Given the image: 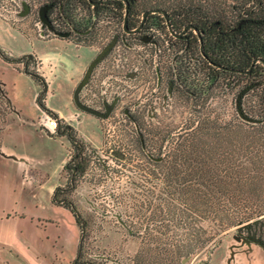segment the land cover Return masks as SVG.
<instances>
[{
    "label": "rangeland",
    "instance_id": "obj_1",
    "mask_svg": "<svg viewBox=\"0 0 264 264\" xmlns=\"http://www.w3.org/2000/svg\"><path fill=\"white\" fill-rule=\"evenodd\" d=\"M29 1L21 14L19 0H0V20L39 37L34 21L45 2ZM188 1L221 7L225 13L231 2L134 0L133 19L149 6L169 14ZM74 13L88 23V7L76 6ZM121 19V12L100 14L86 34L97 53L112 45L90 71L93 79L89 74L76 91L82 104L94 92L100 98L89 107L101 112L108 107L105 116L87 117L82 139L86 151H94L66 196L85 222L76 264H203L232 235L250 236L264 245V116L256 104L263 101L261 89L245 96V115L236 100L238 86L227 77L206 78L196 55L191 69L182 68L176 57L174 70L164 40L158 58L153 51L142 55L143 44L132 34L131 46L125 47ZM176 26L182 28L177 21ZM72 33L68 40L81 37ZM8 40L0 28L1 44ZM24 78L0 59L2 82ZM2 100L0 114L8 108ZM69 176L61 169L59 185L65 187ZM54 179L53 174L48 180ZM35 192L26 195L25 216L16 221L21 243L6 248L8 259L11 264H75L78 226L69 211L49 204L45 186ZM218 252L207 264H215Z\"/></svg>",
    "mask_w": 264,
    "mask_h": 264
},
{
    "label": "crops",
    "instance_id": "obj_2",
    "mask_svg": "<svg viewBox=\"0 0 264 264\" xmlns=\"http://www.w3.org/2000/svg\"><path fill=\"white\" fill-rule=\"evenodd\" d=\"M0 28L9 39L5 45L0 42L2 49L17 58L33 56L35 70L45 82L44 107L54 112L65 125L71 126L81 138L86 137L85 122L91 113L77 107L73 96L97 54L95 47L75 45L66 36L23 34L1 20ZM57 44L64 47L60 49ZM1 61L17 75L25 77V80L15 79L10 83L0 80L1 96L8 105L0 114V264H11L7 255L11 251L6 248H10V244L16 248L21 243L16 221L25 216L26 195H34L36 190L45 186L49 204L54 205L50 197L59 185L60 171L67 161L70 146L64 134L52 135L39 124V117L47 112L36 103V97L43 89L41 85L21 70L22 62ZM30 101L34 110L28 105ZM53 174L55 179L48 180ZM231 240H222L203 264L210 262L216 250L219 252L215 264H264V247L258 241L242 236L236 239L234 235Z\"/></svg>",
    "mask_w": 264,
    "mask_h": 264
},
{
    "label": "trees",
    "instance_id": "obj_3",
    "mask_svg": "<svg viewBox=\"0 0 264 264\" xmlns=\"http://www.w3.org/2000/svg\"><path fill=\"white\" fill-rule=\"evenodd\" d=\"M91 1L94 0H44L43 2L52 3L57 9V14L55 15L59 21H67L68 25L73 26L75 31L78 30L81 34L87 36L86 34L91 31L89 27L92 22L95 21L96 16L107 14L109 11H114L116 15L119 12L118 4L114 0H106L104 5L96 7H90ZM229 1L231 2L227 4L230 8L228 13H225V10H222L221 7L217 8V6L213 8V6L209 7L208 5L200 6V4H196L192 1H188V3L181 2L178 8L175 9L176 12L167 13V20L170 23L177 21L182 24V27L190 24L196 29L204 31V33L200 35V43L203 44L202 51L197 45L189 50H183L184 47L181 45L180 50L182 51H179V56L177 54V57L180 58L179 62L182 68H189L191 66V56L194 54L197 58L195 57L193 59L197 60L196 64H200V73L204 74L206 78L209 76H222L224 79L227 77L226 80H231L230 83H232V86H238L236 93L237 104L240 106V110L246 115L247 112L241 105L245 96L256 93L259 88L264 94V66L260 60L264 59V0ZM76 6L88 7L87 24H84L82 20L80 21L74 17V9ZM153 20L155 21L154 18ZM240 21L242 22L238 25ZM43 27L45 28L46 26ZM63 31L51 26V33ZM204 54L210 58L215 66H221L233 73L225 71L221 75L218 70H215V68H209L210 70L207 68V70H205L202 60ZM0 57L11 63L22 62L21 70L30 75L34 81L39 83L43 88L36 97V103L41 109H46L42 102L45 82L44 78L35 70V60L33 56L30 55L29 59L27 56L19 58L13 57L0 47ZM252 59L257 62L254 64V67L250 66L252 64ZM177 68L178 65L175 69L177 70ZM249 69H252L250 70L251 74L247 73ZM190 73H188V75ZM256 104L260 107L257 111L261 112L264 116V98L263 101L260 100V102H257ZM46 111L50 116L57 119V128L52 135L61 132L65 135L70 146V155H68L67 161L62 167V169L70 172L68 183L65 187L60 185L55 187L52 196L50 197V202L54 205L68 209L71 212L70 214L72 215L75 224L78 226L79 240L76 246L74 260V263L76 264L80 257V246L82 245V232L85 229V222L79 214L75 204L66 196L72 189L76 176L84 173L89 162V157L92 156L94 149L90 148L86 151V147H88L87 144L75 133L74 129L69 125H65L61 119L57 118L54 112L49 109H46ZM248 237L249 239L254 240L253 237ZM255 241L259 242V240L256 239Z\"/></svg>",
    "mask_w": 264,
    "mask_h": 264
},
{
    "label": "flooded vegetation",
    "instance_id": "obj_4",
    "mask_svg": "<svg viewBox=\"0 0 264 264\" xmlns=\"http://www.w3.org/2000/svg\"><path fill=\"white\" fill-rule=\"evenodd\" d=\"M114 1H116L118 4V11L122 12L121 13L122 14V19H121L122 24H121L120 32H122L121 36H122V41L125 42L124 43L125 47L129 48L131 46L132 42L130 41V38L132 34L134 36H137L138 40L143 44L144 50H143L142 55L147 56L149 54L151 56V52L153 51L152 54L154 55V58H155L158 55L157 53L160 52L161 47L164 45L162 44V40H164L166 47H169V49H171L170 51L171 63L174 62L175 67L177 66L176 57L179 51L178 47L180 43L184 47L183 50L193 49L197 45L198 48L202 51L203 44L200 43V40H201L200 35H202L204 31H200L199 29H196L190 24L185 25L182 28H178L176 26L175 21L174 23H170L167 20L168 15H167L166 10L162 8H157V7L149 6L148 8L142 11L141 17L136 21L133 19L134 0H114ZM105 2L106 0H94V1H91L90 7H96L99 5L102 6L104 5ZM126 3L128 6V16H126V26L128 28V31L123 29V16L125 15V4ZM50 4L51 6L47 9V17L49 21L51 20L52 15L55 12H57V9L52 5V3ZM22 5L28 6L27 4H22ZM154 9H160V10H163V12L162 11H152ZM23 10H24V7H23ZM146 10H147V13L143 17V13ZM158 17H160L161 20H159ZM153 18L155 19V21L153 20ZM168 24L170 25V28L168 27ZM163 29H165L164 32H163ZM63 32H68L67 34V37H68L72 32H78V30L75 31L73 26L68 25L67 28H65ZM159 33H160V37L157 36ZM202 60H203V65L205 67V70H207V68L208 69L215 68V70H218L221 75L225 71L232 72L228 69L222 68L221 66L220 67L215 66V64L211 62L210 58L206 54H204V56L202 57ZM256 63L257 62L252 59V64L250 66L254 67V64ZM93 66L91 68V71L93 69ZM175 67L173 66L170 68L175 70ZM250 70L252 69L248 70L247 72L248 74H251ZM154 71L156 74L158 73L160 75V70L157 67H154ZM102 104H105V102L102 101ZM101 113H105V112H101ZM240 236H242L244 239L252 240V239H249V237L246 235L245 236L240 235Z\"/></svg>",
    "mask_w": 264,
    "mask_h": 264
},
{
    "label": "water",
    "instance_id": "obj_5",
    "mask_svg": "<svg viewBox=\"0 0 264 264\" xmlns=\"http://www.w3.org/2000/svg\"><path fill=\"white\" fill-rule=\"evenodd\" d=\"M23 6H24V10H23V12H22L21 14L26 13L27 10H28L27 6H25V5H23ZM50 6H51L50 3L42 4V5L38 8V14H37L38 19H39V21L41 22V24H42L43 26H46L49 30H51V25H50L49 19H48V17H47V9H48ZM152 11H162V12H163V10H160V9H154V10H152ZM146 13H147V10L144 11V13H143V17L145 16ZM126 16H128V6H127V3L125 4V15L123 16V29L126 30V31H128V28H127V26H126ZM241 22H242V21H240V22L238 23V25H239ZM168 27L170 28V25H169V24H168ZM172 32H173V31H172ZM54 34H56V35H58V36H60V37H65V36H67L68 32H57V33H54ZM111 45H112V42L108 43L103 49H101V50L95 55V57L93 58V60L91 61V63L88 65V67H87V69H86V71H85L84 77L82 78L81 81H79V83H78V85H77V87H76V89H75L74 96H73V101H74V103L77 105V107L81 108L83 111L89 112V113H91V114H93V115H97V116H105V115H107V113H108V107H106V111H105V113H101V112H99L98 110H96V109H94V108H92V107H89V106H87V105H84V104H82V102H80V101L77 99L78 97H77V95H76V91L79 90L81 84L84 83V82L87 80V78H88V76H89V74H90V71H91L92 66L95 65L96 61H98L99 59H101V57L104 56V55L106 54V52L108 51V49H110ZM28 56H29V55H28ZM260 60H261V62H262V64H263V66H264V59H260ZM263 71H264V70H263ZM115 153H117L118 155L121 156V154H119L118 152H115ZM234 236H235L236 239H239V238H240L239 235H234Z\"/></svg>",
    "mask_w": 264,
    "mask_h": 264
},
{
    "label": "built area",
    "instance_id": "obj_6",
    "mask_svg": "<svg viewBox=\"0 0 264 264\" xmlns=\"http://www.w3.org/2000/svg\"><path fill=\"white\" fill-rule=\"evenodd\" d=\"M22 4H30V1L29 0H19ZM57 14V13H56ZM51 26H53V28H58L59 30L63 31L65 28H67L68 26V23L65 21V22H61L59 21V19L56 17V16H52L51 17V20L49 21ZM120 27H121V21H120ZM34 25L38 28L37 30V35L40 36V37H43L45 35H48V34H51V35H55L54 33H51V30H49L48 28H46L47 30L42 33L40 32V27H43L41 22L39 21V19L36 20V22L34 21ZM118 27V26H117ZM73 34V33H72ZM81 37L79 38H73L71 39V41L75 44V45H80V44H84V45H90V46H93V47H96V45L91 41L89 42L88 40V37L87 36H84L83 34H80ZM92 76V79H93V74H90V78ZM91 80V79H90ZM2 95V94H1ZM0 95V96H1ZM84 95V94H83ZM93 96H91L90 98V102L88 100H84V102L90 106V104H96L98 102V98L99 95L94 93L92 94ZM98 99V100H97ZM2 98L0 97V106L2 105ZM4 104V103H3ZM39 124L41 125V127H44L45 129H47V131L50 133V134H53L55 133V130L57 128V119L55 117H52L50 116L49 114H47L46 112L42 113V115L39 117Z\"/></svg>",
    "mask_w": 264,
    "mask_h": 264
}]
</instances>
